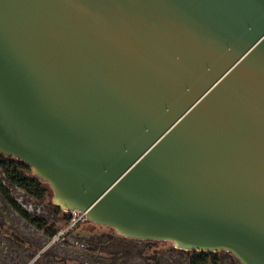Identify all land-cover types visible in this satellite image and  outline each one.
Masks as SVG:
<instances>
[{"label": "water", "instance_id": "95a60500", "mask_svg": "<svg viewBox=\"0 0 264 264\" xmlns=\"http://www.w3.org/2000/svg\"><path fill=\"white\" fill-rule=\"evenodd\" d=\"M0 152L61 210L264 264V0H0Z\"/></svg>", "mask_w": 264, "mask_h": 264}, {"label": "flooded vegetation", "instance_id": "af4514ba", "mask_svg": "<svg viewBox=\"0 0 264 264\" xmlns=\"http://www.w3.org/2000/svg\"><path fill=\"white\" fill-rule=\"evenodd\" d=\"M5 155V154H1ZM10 157V156H9ZM43 199L29 196L24 191H19L3 174L0 168V208L6 209L5 214L0 212V264H192V250L182 249L167 250L157 253L154 248L146 247L143 243L150 238H136L120 234L116 239L112 233L84 229L76 235L69 232L64 241L52 244L45 248L49 239L48 228L52 224L49 219L54 215L49 205ZM17 203L31 216L47 221V225L39 227L17 211L12 204ZM53 209L57 210L54 206ZM62 214V218H63ZM9 227V228H8ZM67 240L75 244V249L67 247ZM216 250L212 258L217 264H242L235 255L229 251L232 258L220 254ZM26 255L27 259H24ZM157 258L166 259L157 263ZM207 264H212L208 258Z\"/></svg>", "mask_w": 264, "mask_h": 264}, {"label": "trees", "instance_id": "16d2710c", "mask_svg": "<svg viewBox=\"0 0 264 264\" xmlns=\"http://www.w3.org/2000/svg\"><path fill=\"white\" fill-rule=\"evenodd\" d=\"M0 152V168L4 176L15 186L22 189L26 194L37 199H43L46 193L50 190L47 182L34 178L30 173V167L28 164L14 157L7 155H1ZM51 192V190H50ZM15 209L19 211L24 217L28 218L29 221L33 222L39 227L46 226L47 221H43L39 218L31 216L26 212L20 205L12 202ZM57 210L58 207L54 206ZM64 221L67 219V215H63ZM56 231V228L51 224L48 228V235L51 236ZM214 251H198L192 250V264H207L208 258H211L212 264H217L212 255Z\"/></svg>", "mask_w": 264, "mask_h": 264}, {"label": "rangeland", "instance_id": "374dc122", "mask_svg": "<svg viewBox=\"0 0 264 264\" xmlns=\"http://www.w3.org/2000/svg\"><path fill=\"white\" fill-rule=\"evenodd\" d=\"M45 204L49 205L50 210L55 211L54 215H52V217L49 219V222H52V224L54 225V227L57 229H59L63 223H64V219L62 218V210L60 209L59 211H56L53 209V205L51 203V192L50 190L48 191V193H46V195L44 196L43 200H42ZM84 229H94L95 231H104L105 233H112V235L118 239L120 238V234L117 233L113 228L105 226V225H100L94 222H91L87 219H85L84 221H81L76 227L75 229H73V231H75L74 233L77 232H81ZM72 231V232H73ZM146 247L150 248H154L157 250V253H164L167 250H179L180 248L175 247L171 241L169 240H163V239H146V241L143 242ZM220 254L232 258L229 255V251H220ZM166 259H158L157 258V263L159 262H163ZM224 262H226L225 264H228V262L224 259Z\"/></svg>", "mask_w": 264, "mask_h": 264}, {"label": "built area", "instance_id": "2783aa9c", "mask_svg": "<svg viewBox=\"0 0 264 264\" xmlns=\"http://www.w3.org/2000/svg\"><path fill=\"white\" fill-rule=\"evenodd\" d=\"M63 214L67 215V219L64 221L63 225L57 229L51 236H49L48 244H54L57 242L64 241L66 235L73 231L75 227L86 219L85 213L76 209L62 210Z\"/></svg>", "mask_w": 264, "mask_h": 264}, {"label": "crops", "instance_id": "0c3cea01", "mask_svg": "<svg viewBox=\"0 0 264 264\" xmlns=\"http://www.w3.org/2000/svg\"><path fill=\"white\" fill-rule=\"evenodd\" d=\"M19 190V189H18ZM19 191H23V190H19ZM0 212H1V214L2 215H4L5 214V220L6 221H8V223L10 224V230H12V232L14 233V234H16L17 233V231L15 230V229H13V226L15 225V224H11L12 222L10 221V219L8 218V217H6V209H4L3 207H1L0 208ZM3 212V213H2ZM9 228V227H8ZM75 231H73V232H71V235H76L77 233H80V231L79 232H77V233H74ZM67 242V247L69 248V249H75L76 247H75V244H73V243H71V241H69V240H67L66 241ZM52 244H48V241H46V244H45V248L46 247H49V246H51ZM24 256H26V255H23V257ZM24 259H27L28 260V258H24ZM27 261L25 260V263L24 264H28V263H26Z\"/></svg>", "mask_w": 264, "mask_h": 264}]
</instances>
